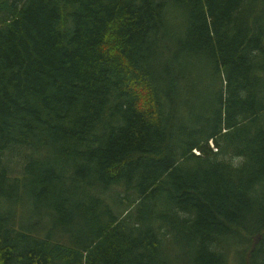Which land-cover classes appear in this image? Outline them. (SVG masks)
<instances>
[{
  "label": "trees",
  "instance_id": "1",
  "mask_svg": "<svg viewBox=\"0 0 264 264\" xmlns=\"http://www.w3.org/2000/svg\"><path fill=\"white\" fill-rule=\"evenodd\" d=\"M230 260L264 264V0H0V264Z\"/></svg>",
  "mask_w": 264,
  "mask_h": 264
},
{
  "label": "rangeland",
  "instance_id": "2",
  "mask_svg": "<svg viewBox=\"0 0 264 264\" xmlns=\"http://www.w3.org/2000/svg\"><path fill=\"white\" fill-rule=\"evenodd\" d=\"M15 154V153H14ZM239 254H240V252H238V251H236L235 253H234V255H233V259H236V260H238L239 259ZM238 262H235L234 260H230L229 261V264H237Z\"/></svg>",
  "mask_w": 264,
  "mask_h": 264
}]
</instances>
